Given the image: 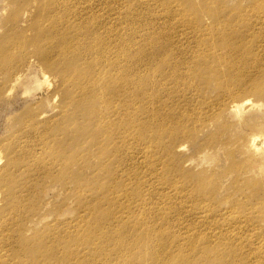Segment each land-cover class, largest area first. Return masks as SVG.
I'll use <instances>...</instances> for the list:
<instances>
[{
    "label": "rangeland",
    "instance_id": "rangeland-1",
    "mask_svg": "<svg viewBox=\"0 0 264 264\" xmlns=\"http://www.w3.org/2000/svg\"><path fill=\"white\" fill-rule=\"evenodd\" d=\"M40 5L0 0V152L39 143L22 257L0 264H44L34 244L65 251L55 264H264V148L250 144L264 139V0H64L50 18ZM57 16L80 61L69 80L37 55ZM125 133L136 165L118 166Z\"/></svg>",
    "mask_w": 264,
    "mask_h": 264
},
{
    "label": "bare ground",
    "instance_id": "bare-ground-1",
    "mask_svg": "<svg viewBox=\"0 0 264 264\" xmlns=\"http://www.w3.org/2000/svg\"><path fill=\"white\" fill-rule=\"evenodd\" d=\"M55 1L57 5H55ZM64 0H39L41 2L40 9L42 8L43 13L48 16L49 18L52 16L50 12H54V10H57V8L60 6V2ZM70 2V1H69ZM257 19L260 23L264 22L263 16L258 14L256 15ZM66 21H68V16L64 17ZM70 31L68 29H65L61 25V20L57 16L56 23H53L52 25H47L45 28H43L41 35L37 33V37H41L40 44H46L47 47H41L37 51V55L39 54V57L41 60L44 61V65L51 69L52 72L59 73L62 79L69 80L72 77L71 74V68H75V64H78L80 61L78 59H71L69 56H65V53H68L69 50H74L75 47L71 46V43L69 42L68 37L70 36ZM56 38L59 40V47L54 45L52 40L53 38ZM65 56V57H64ZM91 66V65H89ZM79 78V77H78ZM74 79L73 83H77V86L79 82L81 81V78ZM78 81V82H77ZM38 83L42 87H49L50 86V79L46 75V72L42 69H38ZM129 90V86H127ZM88 89V88H87ZM85 89V90H87ZM124 88H118L117 90H124ZM92 88L90 87L89 93L92 92ZM140 94H137L136 96L139 97ZM74 99V98H72ZM76 101V100H74ZM82 101V100H81ZM244 104H248L246 101ZM74 107L73 112L77 111V113H81L83 115L90 114L91 112L87 111V108L83 106L82 103H74L72 105ZM94 120L93 126L94 128L100 129V125H104L108 128L107 134H111L114 130L109 125V122L105 120V115L100 114L97 115V117L92 118ZM67 128V127H65ZM95 130V129H94ZM101 130V129H100ZM38 136H40V132L37 130L35 131ZM116 142L119 146H116L117 151H115L116 157L119 159V165L123 166L125 164H135L137 162V158H135L130 152H128V141H132V136L128 133H125L122 137H116ZM35 144V145H34ZM34 144H22V141H19L18 143L14 144L12 147L13 150L6 151L5 148H1L0 152V259L5 258L6 251H12L16 250L17 245H19V242H23L27 239V235L24 233L26 231L25 222L23 220V206L27 203L28 199L31 197L32 189L24 183V186L22 185L23 182V176L27 175L30 169H27L26 171L23 170V166L26 164L23 162H26L27 159H32L37 151L35 148L38 147L39 143ZM251 147L255 151H261L264 148V139H261L260 137H253L250 141ZM108 145L107 143L103 144V148ZM153 150V149H152ZM166 150H169V144L166 146ZM105 154L100 153V155L103 157ZM17 159L16 157H19ZM71 157V156H70ZM109 156H106L108 158ZM109 159V158H108ZM153 156H150V160L152 161ZM38 161L37 159H35ZM149 160V162H150ZM139 161V160H138ZM27 163V162H26ZM54 166H57V164H54ZM15 167H18L22 170L21 173L15 174ZM149 167V165H148ZM68 164L65 165V169H69ZM150 169V167H149ZM153 174V171H151ZM142 180V179H141ZM143 185V181L140 184V187ZM32 186V185H31ZM33 187V186H32ZM12 215L13 219L6 218L7 216ZM19 221L24 222L22 225L19 224ZM19 224V225H18ZM179 225H185L184 223H179ZM93 232H90L89 234H92ZM36 234L34 235V237ZM156 238L158 237L155 235ZM17 237V238H15ZM33 237V238H34ZM40 237H44V239H54V236L51 234H41ZM84 241L85 244H88V241H92L91 237L88 235L85 238ZM179 240L180 237H179ZM45 241V240H44ZM46 242V241H45ZM182 242V241H181ZM26 255L28 256L30 254L31 259L34 257L41 258L43 257L44 264H55L57 261H61L64 257V253H62L61 258L57 257V253L59 251L56 247L50 246L49 248L45 249V247H42V244H34L33 247L30 248V245H26ZM55 249L54 251L52 249ZM17 255L21 258L22 255L18 253L16 250ZM74 257V256H73ZM72 257V259H73ZM68 264H71V253L67 255L66 260ZM91 261L89 262V264ZM60 264V262H58ZM72 264H75L73 262ZM176 264V263H175ZM216 264H223V261H218Z\"/></svg>",
    "mask_w": 264,
    "mask_h": 264
}]
</instances>
